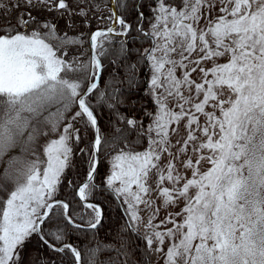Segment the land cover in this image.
Here are the masks:
<instances>
[{"label":"snow or ice","instance_id":"snow-or-ice-1","mask_svg":"<svg viewBox=\"0 0 264 264\" xmlns=\"http://www.w3.org/2000/svg\"><path fill=\"white\" fill-rule=\"evenodd\" d=\"M153 3V15L147 18L139 0L118 5L129 15V8L137 13L133 24L109 9L103 18L105 27L89 36L91 55L85 61L69 52L71 46L84 43L81 36H57L55 25L41 27L33 14L55 11L71 19L68 0H0V158L21 143L24 152L23 159L8 161L9 166L18 165L14 187L0 183V264H24L21 253L33 235L39 237V247L70 253L79 264V248L64 243L65 228L56 223L46 229L45 223L63 219L78 234L91 231L94 236L102 227L101 207L85 202L101 187L94 183L98 157L102 150H114L121 137L102 132L89 96L95 93L97 104L106 103L99 86L102 61L113 62V55L120 59L127 54L126 41L118 39L114 44L113 38L142 32L145 19L151 21L145 35L152 46L138 63L148 61L151 69L144 81L145 95L152 98L156 111L141 106L151 123L145 126L135 116L120 113L116 105L124 103L122 99L107 104L136 133L131 143L147 141L145 150L121 148L105 181L107 189L122 199L121 206L126 205L123 230L137 233L143 242L144 264H153V257L156 264L161 260L163 264H264V0ZM78 15L88 14L81 8ZM204 62L213 66L205 69ZM197 70L202 82L191 78ZM135 79L133 74L129 82ZM196 113L203 116V124ZM185 119L187 137L182 146L177 139L178 147L171 151L170 125ZM89 129L93 138L79 149L87 157L88 171L86 182L75 186L76 198L85 209L75 213L83 221L78 224L67 214L69 204L56 197L66 171L74 167L73 145L78 146ZM205 151L207 155L200 154ZM201 161L211 167L201 171ZM67 187H74L71 179ZM180 202L185 205L181 212L168 213L156 222L161 208ZM142 211L147 215L141 216ZM169 223L173 227H167ZM120 240L119 248L99 242L88 249V264H105L100 254L113 249L129 257L128 241L122 236ZM43 264H63V260L44 258ZM107 264L128 262L109 258Z\"/></svg>","mask_w":264,"mask_h":264},{"label":"trees","instance_id":"trees-1","mask_svg":"<svg viewBox=\"0 0 264 264\" xmlns=\"http://www.w3.org/2000/svg\"><path fill=\"white\" fill-rule=\"evenodd\" d=\"M7 2V0H5ZM15 2V0H12ZM69 6L72 9L71 19L69 15L60 16L57 12H41L33 13L37 15L41 27L45 23L53 24L56 26L57 36L67 34L68 36H81L84 43L82 45H73L69 48V52L74 55H80L82 60H87L90 55L89 49V34L92 30L105 27L103 23V18L109 15V0H68ZM172 2V0H170ZM132 5L136 3V0H115L116 12L118 15L125 17L129 24H133L136 20L137 13L131 11L129 15L123 7H118L120 4ZM139 3L143 5L142 11L144 16L151 17L153 13L150 11V6L154 7L153 0H139ZM87 12V16L78 15L80 9ZM151 21L145 19L142 25L143 31L137 33L135 31L131 32L130 36H121L119 38H113V43L115 44L118 39L126 41V48L130 51L117 59L115 55L109 59H104L102 61L104 65V70L101 74V79L99 86L105 91L106 103L97 104L96 94L93 93L89 96L92 104L95 106L94 111L98 113L97 119L99 126L104 133H109L111 136H118L121 139L115 141L116 148L114 150H102L99 156V163L97 168V174L94 183L100 185V189L97 190L93 196L89 197V201L99 204L104 210V218L102 220V227L98 226L95 236L91 231L84 233H77V230L67 225L66 222L61 219L58 222L48 223L46 222L44 227L54 228L56 223L61 224L67 233V239L64 243H70L77 246L81 252V263L88 264V256L90 253L88 249L95 248L99 242H104L108 244H113L116 248L120 247L122 236L129 244V252L131 255L125 257L122 253L118 254L115 249L112 251H104L100 254L99 259L101 261H107L109 258L112 260H117L123 262L127 259L128 264H144L141 254L144 251L143 242L137 238V233L131 232L130 230L124 231L123 226L127 222V216L125 213V207H122V199L117 198L108 189L105 183L106 178L111 173V162L110 158L117 154L120 149L128 151L130 148L135 151L145 150L147 146V141L144 139L142 145H136L131 143L136 139V133L131 129V126L127 125L123 121L117 119L116 115L107 107L108 103L115 104L116 99H122L124 103L116 105L119 112L126 117L135 116L137 120H142L143 124L147 126L151 123L148 117H145L141 106L146 108L148 111L155 113L156 107L154 101L150 96L145 95L147 84L144 83L146 76L150 73L151 69L148 67V61L138 63L141 56L144 55V50L152 46V41L145 35L149 32ZM135 27V25H134ZM120 30L118 25L117 31ZM42 31H47L43 29ZM134 38V39H133ZM78 49V51H73ZM138 50V51H137ZM83 53V55H81ZM192 59L196 58V53L192 54ZM218 62H223L218 61ZM131 65H136L135 68H131ZM195 66V65H192ZM210 62H204L201 67L205 69L212 67ZM135 75L136 79L130 83V76ZM211 75L209 74V77ZM199 70L192 74V79L200 82ZM115 93V96H113ZM135 101V106H131V102ZM55 111V107L52 108ZM110 121L112 122L110 124ZM115 129H119L116 132ZM126 137V139H124ZM57 138L58 136H54ZM93 138V132L89 129L86 133V138H83L80 144L73 145V157L72 162L74 167L66 171L64 177L65 183L60 186L59 194L56 197L58 200L65 201L69 204V216L73 218L76 223H83L79 218L76 217V212H83L85 209L81 206V201L76 198V187L81 184L87 178V167L84 166V160L87 158L84 154L80 153L79 149L84 148ZM107 151V154H105ZM206 154V153H205ZM208 154V153H207ZM206 154V155H207ZM23 159V145L18 144L16 147L7 151L2 158H0V183H4L7 186L14 187L15 178L17 176L16 168L18 165L13 164L9 166L8 161L12 158ZM46 160V155L44 157ZM71 179L73 181L74 187H67V180ZM143 231V229H141ZM39 237L33 235L31 242L27 243L24 251L21 253L23 257L24 264H29V260L33 264H43L44 258H51L56 260H63V264H77L70 253H51L44 247H39ZM59 247V245H57ZM139 248V250H137ZM42 253V255H38ZM153 259V264L155 263V257Z\"/></svg>","mask_w":264,"mask_h":264},{"label":"rangeland","instance_id":"rangeland-1","mask_svg":"<svg viewBox=\"0 0 264 264\" xmlns=\"http://www.w3.org/2000/svg\"><path fill=\"white\" fill-rule=\"evenodd\" d=\"M180 74H181V70H180V69H177V76H179ZM210 75H211V74H210ZM199 79H200V78H199ZM208 79H212V76L208 77ZM200 82H202V81L200 80ZM209 108H210V105H209V106H206L205 110L207 111V110H209ZM177 110H178V109H177ZM192 111H194V109H193ZM196 115L200 117V123L203 124V123H204V118H203V116H202L201 114H199V113H196ZM217 115H219L218 112H217ZM186 123H187V119L181 121V123H180L179 125H177V124H172V125H170L169 131H170V136L172 137V143H173V145H174V147H173L172 149H170L171 151H175L176 147H178V146H176V143H175L177 139H179V140L181 141V145H180V146L183 145L184 138L187 137V133H188V130L185 129V127H184V125H185ZM173 128L176 129V132H172V129H173ZM196 135L202 137L203 134H202V132H200L199 130H197V131H196ZM205 153L207 154V151H205V152H203V153H200V154H202V155H206ZM117 154H118V153H117ZM117 154H114V156L117 155ZM188 155H189V156H192V152H191V143H189V145H188ZM114 156H112V157L110 158V162L112 161V158H113ZM192 158L195 160L196 157L193 156ZM177 167H179V165H177ZM198 167H200L201 171H205V170H207L209 167H211V165H210L209 163L205 162V161H201V162H200V165H198ZM181 171H183V170L181 169ZM110 174H111V173H110ZM188 175H189V178H190V173H189ZM168 183H171V182H168ZM115 186H119V181L115 182ZM164 186H168V184H165ZM132 188H133V190H136V189H137V186H136V185H133ZM156 204L159 206L160 201L157 200V201H156ZM184 206H185L184 203H183V202H180L178 205H175V206H169L167 209L161 208V209H160L159 216H158L156 222L158 223L159 220L164 219V218L168 215V213H173V214H174V213H179V212H181V210H182V208H183ZM141 207H143V206H141ZM140 214H141V216H146V215H147V213H145V212H143V211H142ZM176 220H177V222H181V218H180V217H176ZM167 227H173V225H172L171 223H169V224L167 225ZM162 228H163V226H162ZM154 260H155V259H154ZM155 263H156V262H155ZM160 264H163V261H162V260L160 261Z\"/></svg>","mask_w":264,"mask_h":264},{"label":"water","instance_id":"water-1","mask_svg":"<svg viewBox=\"0 0 264 264\" xmlns=\"http://www.w3.org/2000/svg\"><path fill=\"white\" fill-rule=\"evenodd\" d=\"M109 5H110V7H111V10H113V11H115L116 12V5H115V0H109ZM117 13V12H116ZM116 27L118 28V24L116 25ZM96 29H94V30H92L91 32H90V34L91 33H93L94 31H95ZM90 34H89V36H90ZM89 36H88V38H89ZM89 49H90V55H91V46H90V42H89ZM100 83V82H99ZM98 161H99V157H98ZM97 168H98V166H97ZM83 182H86V179L83 181ZM82 182V183H83ZM81 183V184H82ZM87 202H90L89 200L88 201H86L85 203H87ZM93 203V202H92ZM95 204H97L96 202H95ZM99 205V204H98ZM100 206V205H99ZM101 207V206H100ZM101 209H102V207H101ZM103 210V209H102ZM103 213H104V210H103ZM68 215H69V210H68V213H67ZM76 223V222H75ZM79 224V223H78ZM76 263H77V261H76ZM79 264H82L81 262H79Z\"/></svg>","mask_w":264,"mask_h":264}]
</instances>
